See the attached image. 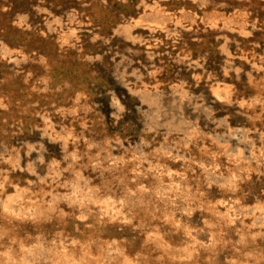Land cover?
Here are the masks:
<instances>
[{
  "label": "bare ground",
  "instance_id": "6f19581e",
  "mask_svg": "<svg viewBox=\"0 0 264 264\" xmlns=\"http://www.w3.org/2000/svg\"><path fill=\"white\" fill-rule=\"evenodd\" d=\"M0 264H264V0H0Z\"/></svg>",
  "mask_w": 264,
  "mask_h": 264
},
{
  "label": "rangeland",
  "instance_id": "374dc122",
  "mask_svg": "<svg viewBox=\"0 0 264 264\" xmlns=\"http://www.w3.org/2000/svg\"><path fill=\"white\" fill-rule=\"evenodd\" d=\"M76 3H77V2H76ZM76 3L71 4L70 7H68V8H70V9L75 8L76 5H78V4H76ZM68 4H69V3H68ZM74 4H75V6H74ZM149 117H150V115H148V117H147L148 120L151 119V117H150V118H149Z\"/></svg>",
  "mask_w": 264,
  "mask_h": 264
}]
</instances>
